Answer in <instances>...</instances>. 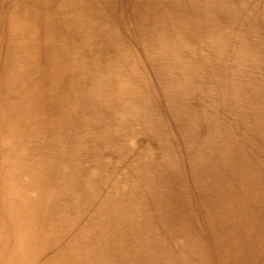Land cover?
I'll return each instance as SVG.
<instances>
[{
	"label": "bare ground",
	"instance_id": "bare-ground-1",
	"mask_svg": "<svg viewBox=\"0 0 264 264\" xmlns=\"http://www.w3.org/2000/svg\"><path fill=\"white\" fill-rule=\"evenodd\" d=\"M264 264V0H0V264Z\"/></svg>",
	"mask_w": 264,
	"mask_h": 264
},
{
	"label": "rangeland",
	"instance_id": "rangeland-1",
	"mask_svg": "<svg viewBox=\"0 0 264 264\" xmlns=\"http://www.w3.org/2000/svg\"><path fill=\"white\" fill-rule=\"evenodd\" d=\"M221 264H223V263H221ZM230 264H235L234 262H232V263H230Z\"/></svg>",
	"mask_w": 264,
	"mask_h": 264
}]
</instances>
